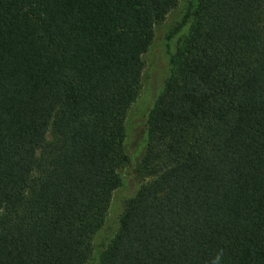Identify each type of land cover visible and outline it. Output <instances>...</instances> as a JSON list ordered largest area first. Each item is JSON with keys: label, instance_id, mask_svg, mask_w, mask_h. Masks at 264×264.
Returning <instances> with one entry per match:
<instances>
[{"label": "trees", "instance_id": "obj_1", "mask_svg": "<svg viewBox=\"0 0 264 264\" xmlns=\"http://www.w3.org/2000/svg\"><path fill=\"white\" fill-rule=\"evenodd\" d=\"M179 0H0V264H86L126 117ZM100 264H264V0H197Z\"/></svg>", "mask_w": 264, "mask_h": 264}, {"label": "rangeland", "instance_id": "obj_2", "mask_svg": "<svg viewBox=\"0 0 264 264\" xmlns=\"http://www.w3.org/2000/svg\"><path fill=\"white\" fill-rule=\"evenodd\" d=\"M196 3L197 0H179L178 5L167 14L164 21L154 27L152 43L143 55L145 66L142 74V87L126 117L125 148L132 162L124 171L122 184L113 193L104 224L94 235L92 254L86 264H100L102 251L118 229L125 201L136 192L142 182L137 177L135 168L143 154L146 113L164 85L169 74L170 56L187 34L192 19L188 18L174 35L169 36V31L182 20L188 8L195 6Z\"/></svg>", "mask_w": 264, "mask_h": 264}]
</instances>
